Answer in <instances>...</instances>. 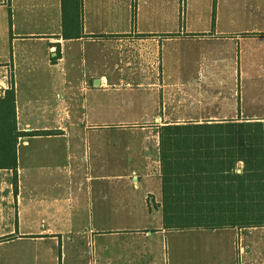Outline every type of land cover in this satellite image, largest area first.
I'll use <instances>...</instances> for the list:
<instances>
[{
  "label": "crops",
  "instance_id": "obj_1",
  "mask_svg": "<svg viewBox=\"0 0 264 264\" xmlns=\"http://www.w3.org/2000/svg\"><path fill=\"white\" fill-rule=\"evenodd\" d=\"M82 17L64 39L62 0H0V97L11 83L18 129L50 132L0 169V264H89L86 237L92 264H264V227L166 230L160 162L164 125L264 120L240 83L264 82V0H82Z\"/></svg>",
  "mask_w": 264,
  "mask_h": 264
},
{
  "label": "trees",
  "instance_id": "obj_2",
  "mask_svg": "<svg viewBox=\"0 0 264 264\" xmlns=\"http://www.w3.org/2000/svg\"><path fill=\"white\" fill-rule=\"evenodd\" d=\"M82 19V0H62L64 39L81 36ZM59 57L57 50L51 59ZM39 133L50 132L18 129L15 91L6 90L0 97V169L15 170L19 138ZM160 162L166 230L264 227V120L164 125Z\"/></svg>",
  "mask_w": 264,
  "mask_h": 264
},
{
  "label": "rangeland",
  "instance_id": "obj_3",
  "mask_svg": "<svg viewBox=\"0 0 264 264\" xmlns=\"http://www.w3.org/2000/svg\"><path fill=\"white\" fill-rule=\"evenodd\" d=\"M185 3L188 6V0H181V4H182V8L185 7ZM193 19V12L189 13V11L187 12V15L184 19V11H183V17H182V22L180 23V25L185 28L187 27V24L192 22ZM175 46H191V44L189 42H181V43H174ZM188 50V49H187ZM184 82H188L190 80H188L186 77L182 78ZM241 83V88L243 90V94H244V99H245V103H244V107H245V111H246V115H248L249 111L252 109V104L250 103L251 98H255L257 103L262 105L264 107V98H263V92H264V82H249L247 80H240ZM13 87H11L10 89H12ZM188 89V87L185 88V90ZM142 94V91H139L135 94L136 97H139ZM172 96V94H171ZM165 103H169V101H167L165 99ZM154 133L150 132H146L145 136L149 137L152 134L153 135V139L156 138L158 132L156 131H152ZM135 137H140L143 133L136 131V132H132L130 133ZM151 138V137H149ZM153 151V145L152 146H148L146 148L140 147L136 150V153L138 154H142V158H143V162H147L149 161L148 164V168L152 169L153 168V160H155V163H159V159H158V154H154L152 155L151 152ZM137 160L134 159L132 164H136ZM62 175L58 174V176L56 177V181H59L60 183H63L65 181H63L62 179ZM143 182V180H142ZM149 184L151 187H156L155 186V181L153 179L149 180ZM94 185V181L91 184H88L86 182V180L82 181V188L86 189L89 186L93 187ZM86 197L88 196V191H86ZM86 215H87V219L89 218V210L86 209ZM91 227H87L86 229L89 230ZM60 240V239H59ZM82 252H85L87 255V259H88V263L92 264V261H94L95 259V254L94 251H96V246L93 243V239L92 241L89 242L88 238H83L82 239V244L79 248ZM172 252L170 251V254Z\"/></svg>",
  "mask_w": 264,
  "mask_h": 264
},
{
  "label": "built area",
  "instance_id": "obj_4",
  "mask_svg": "<svg viewBox=\"0 0 264 264\" xmlns=\"http://www.w3.org/2000/svg\"><path fill=\"white\" fill-rule=\"evenodd\" d=\"M11 87H12V84L10 83V84H9V88H11Z\"/></svg>",
  "mask_w": 264,
  "mask_h": 264
}]
</instances>
